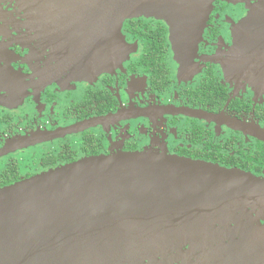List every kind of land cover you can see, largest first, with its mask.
Masks as SVG:
<instances>
[{
    "label": "flooded vegetation",
    "instance_id": "1",
    "mask_svg": "<svg viewBox=\"0 0 264 264\" xmlns=\"http://www.w3.org/2000/svg\"><path fill=\"white\" fill-rule=\"evenodd\" d=\"M168 2L126 20L128 57L97 72L89 51L77 56L56 12L47 40L16 2L0 0V190L136 152L264 179V0ZM241 36L250 53L261 45V62L240 64ZM251 212L264 229V208Z\"/></svg>",
    "mask_w": 264,
    "mask_h": 264
},
{
    "label": "water",
    "instance_id": "2",
    "mask_svg": "<svg viewBox=\"0 0 264 264\" xmlns=\"http://www.w3.org/2000/svg\"><path fill=\"white\" fill-rule=\"evenodd\" d=\"M12 1L47 40L56 12L77 56L89 51L97 72L128 57L125 20L170 3ZM244 41L240 64L261 62V45L250 53ZM263 208L264 179L240 170L154 152L89 158L0 190V264H171L195 254L197 262H184L263 264L264 229L249 213Z\"/></svg>",
    "mask_w": 264,
    "mask_h": 264
},
{
    "label": "rangeland",
    "instance_id": "3",
    "mask_svg": "<svg viewBox=\"0 0 264 264\" xmlns=\"http://www.w3.org/2000/svg\"><path fill=\"white\" fill-rule=\"evenodd\" d=\"M144 15H149V14H143V15H139V16H144ZM136 17V16H135ZM128 20V19H127ZM126 21V20H125ZM123 25H124V23H123ZM122 28H123V26H122ZM102 30H100V32H101ZM122 31V30H121ZM111 36H112V34H111ZM113 37V36H112ZM114 68H117L116 67V64L115 65H113L112 67H108L107 69H109V70H112V69H114Z\"/></svg>",
    "mask_w": 264,
    "mask_h": 264
}]
</instances>
